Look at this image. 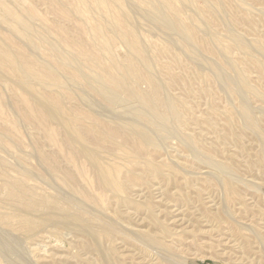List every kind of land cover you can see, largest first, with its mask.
I'll return each mask as SVG.
<instances>
[{"label":"rangeland","instance_id":"1","mask_svg":"<svg viewBox=\"0 0 264 264\" xmlns=\"http://www.w3.org/2000/svg\"><path fill=\"white\" fill-rule=\"evenodd\" d=\"M28 1L33 4L41 17L46 18V21L62 38L68 40L80 35L79 28L85 29L95 22L90 13L85 10L82 12L86 14V19H82L74 13L64 16L66 18L64 19L59 17L57 9L51 7L49 0ZM66 1L62 0V3ZM203 1H195L192 6H183L181 0L177 1L188 24H192L190 18L192 14L198 15L201 28L193 25L194 38L191 39L182 38L183 35L179 36V33L166 32L162 27H158V24L154 25L156 23L154 20L152 23L149 14L142 7L143 4L138 0H128L129 3L127 0L125 1L124 9L131 16L132 23H130L138 29L148 53L152 56L155 55V57L153 56L157 61L155 69L158 70L156 73L159 74V77L163 76L162 79H164L165 73L160 63L165 61V58L163 59L161 55L157 54V49L168 50V59H172L173 71L183 80L178 81L171 88V93L178 98L179 102L183 101L187 107V114L182 123L176 126L178 132H174L175 135L172 136L170 134L171 137L169 135L161 137L162 135L155 131L157 133L155 134L156 145L145 150L147 154L143 155L141 163L129 171L130 175L134 176L133 181L128 182V187L117 186V189L110 190L108 194L111 197V203L108 208L104 209V213H106L104 217L116 220L117 225L122 226L124 231L127 230L126 233L122 231L106 233L101 239L102 241L98 242L100 247L97 245L98 251L95 254L90 251L87 255H81L82 253L76 245L78 242L76 241L78 240L77 233L68 228L64 229L51 224L40 226L35 231H28L0 225V238L3 240L5 237V244L10 243L7 245L9 251L0 253V264H108L105 263L107 255L115 258L120 264H184L185 261L187 264H264V247H261L257 242L256 235L248 230V228H252L264 235V142L258 132L244 120L241 111V104H249L250 106L246 105L252 107L253 117H256V122L264 130V76L263 73H259L258 76L259 71L255 65L257 60L264 62V50L262 52L258 47V41L263 40L264 44V6L263 2L258 0H223L222 9H218V11L211 0L208 1L209 8L203 12V15L200 13V9L205 8ZM215 19L217 21L214 22ZM34 23L36 28H41V21L36 20ZM8 26L7 23L0 22V34L7 38V40L5 38L6 42L11 41L17 44L33 59L48 66L46 68L58 69V71H53L59 78L64 79L66 89L72 92L75 97L83 94L85 101L93 104L95 96L83 85L69 78L66 72L54 63L49 55L48 45L40 49L36 46V41H28L13 32ZM214 31L221 34V46L226 48V52L221 51V57L210 53L208 49L209 46H213L212 32ZM232 32L242 36L248 46L249 53L238 48L230 36ZM82 38L85 41H81L83 46L87 45L86 48H91L89 37L83 34ZM190 42L192 44H188ZM0 44L4 45V42ZM62 47L67 48L64 43ZM111 53L122 60L127 56V47L122 41L117 40V43L111 47ZM226 60L230 61L232 65L234 64L233 67L231 66L232 68ZM0 66V70L2 69L0 71V91H2L0 94H4V96L0 95V114L13 121L15 117L11 109L18 110L21 104L18 105L17 97L20 98L24 95L23 93L39 105H43L42 102L47 103L44 96L54 87L39 84L38 81L29 79L22 74L18 78L16 71L3 66L1 60ZM55 66L56 68H54ZM234 66L244 70L249 86L259 89L257 95L235 80ZM220 68L222 69L220 72L222 74L225 72L224 75L229 76L230 80L225 79L227 80L225 81L220 78L222 75L218 71L221 70ZM230 81H233V89L230 88ZM238 83L242 85L239 86ZM7 84L14 87V93H18L17 97L16 94L14 96ZM22 86L24 87L22 88ZM140 86L143 89L147 88L145 82H141ZM241 86L244 89H241L243 88ZM187 87L193 90L189 96L183 94V88ZM88 94L94 98L91 97L93 99L90 100ZM240 95L242 96L239 97ZM244 95L245 98H243ZM1 98H3V102ZM96 100H100L102 103L99 104ZM243 100L247 102L244 103ZM64 101L66 104H70L73 100L65 99ZM103 102L97 98L93 104L96 110L99 106L97 112L101 118L115 124L129 122V120L134 123L140 121L136 115H134L136 119L132 115V118L128 115L133 114L132 111H128L135 106L134 103L130 102L131 104H129L127 101H121L117 102L118 104L107 105L106 102ZM100 106L103 107V110H100ZM257 106H261L260 109ZM108 109L109 112H107ZM104 110L105 112H103ZM112 110L115 114L110 113ZM121 112H125V114H121ZM114 115H117L116 118ZM125 115L129 117V120L128 117L127 119L123 117ZM60 117L53 118V121L57 124L61 122L59 126L66 130L67 126L64 125L66 120L57 119ZM117 121L119 123H116ZM195 121L198 123L193 124ZM142 125L147 126L144 122ZM19 131L20 136L23 135L25 143H31L32 135L27 119L22 122ZM32 132H36V130ZM65 133L67 134V132ZM156 135L159 137L156 138ZM69 136L75 137L72 134ZM185 136L193 138L194 147L198 148V151H203L202 147L204 146L207 147L205 148L208 151L204 149L203 152L201 151V155L208 156V160L204 156L201 159L202 156L200 153L198 154L197 150L194 149L197 152L195 153L193 149H190L189 144L185 141ZM162 138H166L165 142ZM72 139L75 141L76 138ZM259 140L262 141L259 142ZM79 147L83 148L81 151H85L84 147L81 145ZM86 148L87 152L91 150V153H94V150L93 152L92 149L89 150L91 147L87 146ZM0 149L3 151V148ZM217 151H220L219 154ZM213 155L216 157L213 158ZM146 158L151 161L147 162ZM210 159L218 160V163L228 168L227 171L220 167L218 169ZM10 160L18 165L15 158ZM247 162L249 163L247 164ZM43 186L51 192H55L53 188L50 189L45 184ZM60 188H56L58 193L63 191L60 195H69L67 189L66 192L64 188L63 190ZM129 234L131 235L129 236ZM140 235L141 237L145 236L144 238L152 236V239L154 237L156 245L148 246L147 242L138 238ZM142 241L146 244L143 245ZM163 247L165 249H161ZM167 255L168 257L172 255L174 260L169 262Z\"/></svg>","mask_w":264,"mask_h":264},{"label":"bare ground","instance_id":"2","mask_svg":"<svg viewBox=\"0 0 264 264\" xmlns=\"http://www.w3.org/2000/svg\"><path fill=\"white\" fill-rule=\"evenodd\" d=\"M49 1L51 2V7L58 10L59 17L66 19L64 16L74 13L80 18L86 19V14L82 12V10H85L90 13L95 22L85 29L79 28L78 32L80 35L74 36L72 40H68L67 38H62L52 28L50 23L46 21V18L38 14L33 4L28 0H0V22L7 23L13 32L28 41H36V46L40 49L48 45L49 55L54 63L66 72L69 78L87 88L95 96V99L100 98L107 105L118 104L117 102L121 101H127L129 104H131L130 102L134 103L135 106L132 104L133 107L130 110L128 109L129 111H126H132L133 114L128 115L130 117L131 115L133 117L136 115L140 121H137L138 123L130 122L129 117L126 115L123 117L126 119L128 117L129 122L121 124H115L103 119V117L101 118L98 114L99 112H97V110L99 111V106L97 110L93 106L95 99L92 104L85 101L83 94L75 97L72 92L66 89L64 79L62 80L54 73L53 70L58 71V69L51 70L46 68L48 66L43 65V62L41 63L33 59L27 52L18 47L17 44L11 41L9 43L6 42V37L0 34V43L4 42V45L0 44V60L3 66L13 69L14 72L16 71L15 73L18 74V78L22 74L29 79L38 81L39 84L54 87L45 96L43 95L47 103L42 102L41 104L43 105H39L31 101V98L26 96L25 93L19 98L18 93H14V87L7 84L9 89L14 93V96L15 94L16 97L18 96L17 103L19 102L18 105H21H19L18 110L15 108L18 106L15 105V110L11 109L15 117L13 121L5 115L0 114V148H3L4 151L0 149V225L12 228L17 227L28 231H35L40 226L51 224L64 229L68 228L70 231L77 233L76 237L78 240L76 241L78 242L76 245L81 251V255H87L90 251L95 254L98 251L97 245L100 247L98 242L102 241L101 239L104 234H111L110 232L115 231L126 233L127 231H124L121 228L122 226L117 225L116 220H110L104 217V214H106L104 213V209L108 208L111 203V197L108 195L110 190L117 189V186L126 187L128 182L133 181L134 176L130 175L129 171L141 163L144 157L143 155L147 154V149L149 150L150 147L156 145L155 134L157 133L155 131L160 133L162 135L161 137H167L170 134L171 136L175 135L173 133L178 132L176 131V126L182 123L187 114V107L183 101L179 102L178 98L174 97L172 95L173 93H171V88L178 81L182 80V78L173 71L172 59H168V50L165 48L157 49V54L161 55L163 59L165 58V61L160 63L165 77L162 79L163 76H158L159 74L156 73L158 70L156 71L155 69L157 64L154 58L155 55L153 57L148 53L149 51L143 44L138 29L131 24V16L124 9L126 0H67L65 3H62V0ZM138 1L143 4L142 7L149 14L148 16H150L152 23L155 22L156 24L154 25L158 24V27H162L166 32L171 31L173 34L179 33V36L180 34L183 35L182 38L191 39L194 38L193 25L201 28L198 15L196 14L190 16L192 19L191 25L186 22L183 16V10L177 5L178 0ZM195 1L198 0H181L183 2L181 4H184L183 6H192ZM208 1L211 0L203 1L205 2V8L200 9L201 14L209 8ZM222 1L212 0L214 4L212 5L216 6L215 8L217 10H221L223 6ZM258 1H262L264 6V0ZM36 20L42 22V26L39 29L34 26V21ZM215 21L217 20L215 19ZM233 32L230 36L236 42L238 48L249 53L248 46L242 36L233 34ZM83 34L89 37L91 48H86L87 45L85 47L83 46L82 42H85L82 38ZM212 37L214 43L212 47H208L209 52L221 57V51L226 50L224 46H221V34L218 31H214L212 32ZM117 40L122 41L127 47V56L122 60L111 53V47L117 43ZM262 41H258V47L261 48H259L261 51L264 50ZM61 43H64L67 48H63ZM188 44L192 43L190 42ZM47 61L49 62L48 59ZM228 62L230 67H233L234 64L232 65L230 61ZM255 63L259 71H257L258 76L259 73H263L264 76V62L262 63L257 60ZM234 67L233 70L235 72L233 73H235V80L242 83L250 92L252 91L253 94L257 95L259 89L249 86L245 78L246 74L244 75L243 72L244 70L242 71L237 66ZM218 71L220 72L222 69ZM224 73H221L222 75L219 77L221 79L223 78V80H230L229 76H225ZM141 82L147 84L146 89L140 86ZM230 82V88L233 89V81ZM69 84L71 85V83ZM235 87L239 88L238 86ZM244 87L241 89H244ZM88 90H86L87 93ZM83 92L85 91L83 90ZM192 92L193 90L191 88H183V94L185 96L191 95ZM0 95L4 96L3 93ZM88 95L90 96V100L94 98L92 95ZM91 97L93 98L91 99ZM243 98H245V95ZM65 99L73 101L70 104H66ZM243 101L245 103L246 100ZM97 102L99 104L102 103L100 100ZM246 104H241L244 120L258 132L259 137L264 142V130L256 122V117H253L252 107ZM114 108L116 109V107ZM100 110H103V107ZM261 110L263 111V109ZM100 112L103 115L102 111ZM107 112H109V109ZM115 112L119 113L117 110ZM110 113L115 114L113 110ZM121 114H125V112H121ZM58 116L61 117L57 119L60 120L63 118L62 120H66H64V125L67 126L66 130H63L59 126L61 122L57 124L53 121V118ZM116 116L114 115V118ZM111 117L113 118V116ZM136 117L134 118L136 119ZM189 117L191 116L189 115ZM26 119L29 122L32 135L31 143L29 144H26L22 138L23 135L21 137L19 134V128H21L22 122H25ZM141 121L149 127L142 125L143 122L139 124ZM116 123L119 122L117 121ZM195 123L198 122L195 121L193 124ZM33 130H36V132H32ZM71 134L75 137H70L69 135ZM158 137L156 135V138ZM185 137L186 143L194 151L196 147H194L193 138L190 136ZM72 138H76L75 141ZM165 139L163 140L164 142ZM262 140H259V142ZM158 142L157 144L159 145ZM80 145L85 148V151H81L83 148L80 149ZM83 145L91 147L89 150L92 149V152L94 150V153H91V150L87 152V148ZM205 147H202L203 151L204 149L208 151L206 149L207 147ZM201 151L197 150L198 154L200 153L201 155ZM214 155L213 158L216 157ZM201 156V159L208 157ZM11 158H15L18 161V165L13 163L10 160ZM145 160L147 162L151 161L147 158ZM217 161L213 159L211 163L217 166L218 169L220 167V169L227 171L228 168H225ZM43 184L50 189L53 188L55 192H51ZM58 187H61V190L63 188L64 190L67 189L68 192L67 190L66 192L69 195H60L63 191L58 193L56 191ZM128 189L131 190L130 188ZM248 230L256 235L257 242H259L261 247H264V235L252 228H248ZM141 235L138 238L147 242L149 244L148 246L151 245L154 247L156 245L157 242L154 237L152 239V236H149L150 238H144L145 236L141 237ZM4 239L5 237H3V240L0 238V253L9 251V246L7 247V245L10 243L5 244ZM161 249L165 248L163 247ZM167 258L170 260L169 262L174 260L172 255L169 257L167 255ZM105 261L108 264H120L115 258L110 257V255L106 256ZM184 264H187V262L185 261Z\"/></svg>","mask_w":264,"mask_h":264}]
</instances>
